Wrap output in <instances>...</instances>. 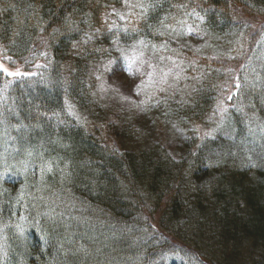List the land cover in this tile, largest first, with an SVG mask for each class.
I'll return each mask as SVG.
<instances>
[{
  "label": "trees",
  "instance_id": "trees-1",
  "mask_svg": "<svg viewBox=\"0 0 264 264\" xmlns=\"http://www.w3.org/2000/svg\"><path fill=\"white\" fill-rule=\"evenodd\" d=\"M143 2L144 15L124 0H0V64L22 73L0 72V138L27 171L10 150L0 160L15 173L0 177V264H148L185 250L201 264H264V134L251 139L242 113L264 125L247 79L264 58V0ZM195 15L207 48L175 40ZM118 39L180 52L194 89L114 118L94 87ZM225 104L235 141L202 137Z\"/></svg>",
  "mask_w": 264,
  "mask_h": 264
},
{
  "label": "rangeland",
  "instance_id": "rangeland-1",
  "mask_svg": "<svg viewBox=\"0 0 264 264\" xmlns=\"http://www.w3.org/2000/svg\"><path fill=\"white\" fill-rule=\"evenodd\" d=\"M136 1L138 2V0ZM128 2L131 4L132 0H128ZM191 21L189 20V25L185 32L178 34V37L175 40L186 48H207L211 44L204 35L203 19L199 15H195L191 18ZM119 26L122 27L123 22L120 23ZM252 30H256V27H253ZM120 42H122L121 39L115 41L114 45H116V47L109 50V52L114 55L112 58L110 57L108 59L111 63L106 62L104 67L101 66L100 72L99 69H97L100 79L97 83H95L94 87L97 95L96 98H98L99 101L103 103L106 108H108V110H111L114 118H117L118 116H125L134 119L142 116L145 112V109L142 107L147 102L152 103L161 95L167 94L168 92H166V90L171 89L167 94V96H169L171 95L170 93H174L180 88H184L186 93H189L194 89V84H191L188 80H184L186 75L185 72L189 67V62L183 59V55H181L180 52H176L174 50L173 52H167V50L162 49V47L151 48L142 44H140L139 47H126L124 44L119 45L118 43ZM263 45L264 35L261 38L258 51L263 47ZM2 60L4 61V58H2ZM263 60L264 58H260L256 53L254 54L252 57V63L255 66V71L252 72L249 70L247 77L248 81L253 83L251 86L252 90L263 92L262 94H264V68L261 65ZM129 64H131V67H129ZM149 65H151V67H149ZM259 70L261 71V74L259 73ZM149 72L152 73L151 82H149V76L147 75ZM164 73H167L166 77L164 76ZM137 85H141V87L138 89L136 87ZM137 91H139V95H136ZM133 101L135 103H133ZM228 106L229 105L225 104L224 107L219 105L215 108L220 116L218 118V122L216 126L213 124L209 127H201L200 133L202 134V137L207 138L223 135L228 140L232 142L235 141L234 134L226 127L224 119ZM130 110L136 113H130ZM242 113L246 117L245 127L249 132V137L257 141L255 138L261 135L259 132L264 134V125L260 126L255 125L254 123H249L250 116H247L245 112ZM79 116L83 119L81 113ZM2 125L3 122H0V131L5 129ZM208 128H210V130H207ZM165 129V127H160L158 131L163 135L164 139L169 142L170 148L175 149V153L178 155V135L170 127L167 131ZM0 140V152H2L0 160H3L4 155H7L10 150L11 165L15 167L18 173L24 174L26 168L23 167L26 164H24V160L21 157L22 155L19 154L18 150H14V148L10 149L11 146H9V142L6 141L8 140L7 137L2 136ZM217 151L219 152L218 157L224 154V152L222 153L219 150ZM262 154H264V151ZM6 164L7 163L3 161L0 166L6 168ZM4 171L7 172V170ZM14 175L15 173H1L0 177L4 180L12 181ZM119 231H121V229L116 232ZM184 252V254H182L183 252L164 254L156 262H148V264H201L193 258L188 251L185 250Z\"/></svg>",
  "mask_w": 264,
  "mask_h": 264
},
{
  "label": "snow or ice",
  "instance_id": "snow-or-ice-1",
  "mask_svg": "<svg viewBox=\"0 0 264 264\" xmlns=\"http://www.w3.org/2000/svg\"><path fill=\"white\" fill-rule=\"evenodd\" d=\"M124 3H125V6L128 7V8H139L141 15L146 14L147 11H148V9L153 6L151 4L145 5V3L143 2V0H141V2H138L136 4H130L128 2V0H124ZM113 14L120 15L119 13H115V12ZM134 14L135 13L129 12L127 15L131 16V15H134ZM120 19L121 20H124L125 19V16L124 15H120ZM127 30L128 29H124V31H127ZM109 63H111V61ZM129 67H131V64H129ZM149 67H151V65H149ZM0 72H3L5 74H7L8 76H20V75H22V73L18 69L16 71H9L2 64H0ZM147 75L149 76V82H151L152 73L149 72V73H147ZM164 76L166 77L167 76V73H164ZM97 79H100V77L98 76ZM136 87L139 89L141 87V85H137ZM139 94H140L139 91H137L136 92V95H139ZM133 103H135V102L133 101Z\"/></svg>",
  "mask_w": 264,
  "mask_h": 264
}]
</instances>
